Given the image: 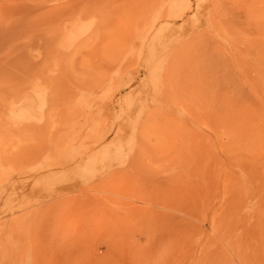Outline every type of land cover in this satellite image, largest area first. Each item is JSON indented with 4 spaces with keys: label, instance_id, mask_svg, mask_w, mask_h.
<instances>
[{
    "label": "rangeland",
    "instance_id": "374dc122",
    "mask_svg": "<svg viewBox=\"0 0 264 264\" xmlns=\"http://www.w3.org/2000/svg\"><path fill=\"white\" fill-rule=\"evenodd\" d=\"M0 264H264V0H0Z\"/></svg>",
    "mask_w": 264,
    "mask_h": 264
}]
</instances>
